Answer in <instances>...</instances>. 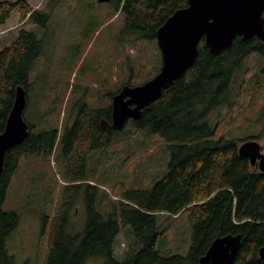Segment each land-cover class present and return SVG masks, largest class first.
Segmentation results:
<instances>
[{
	"label": "trees",
	"instance_id": "16d2710c",
	"mask_svg": "<svg viewBox=\"0 0 264 264\" xmlns=\"http://www.w3.org/2000/svg\"><path fill=\"white\" fill-rule=\"evenodd\" d=\"M108 4L113 14L123 13V31L137 34L139 40L154 41L159 27L173 12L186 7L187 0H110ZM13 14L43 32L49 20V14L32 9L25 0L0 1V27ZM43 37L22 29L9 46L0 49V134L16 88L23 87L27 103L30 100L29 75L43 51ZM200 45L193 66L164 90L158 101L144 108L138 120L126 125L158 135L171 144L168 173L150 190L124 192L121 201L104 202L106 197L102 195L99 209L95 206L98 188L88 184L87 221L78 234L70 231L69 198L84 186L87 156L125 135L126 126L120 131L103 129L100 121H111L110 106L95 109L79 102L75 110L86 115L83 119L75 117L73 124L65 128L63 138L45 118L41 119L39 132L24 119L28 135L6 152L0 176V264H16L6 252L5 241L18 225V214L1 209L12 175L22 160L50 157L57 146L61 159L69 158L65 172L69 184L61 192L57 216L49 224L47 218L43 222V229L48 224L44 264H85L96 257L104 258V264H198L211 243L227 235L241 238L233 264H264L258 255L264 246V173L237 152L241 142L255 136L249 135L238 144L235 138L217 137L216 122L211 123L214 113L231 108L242 93L247 84L245 61L250 55L263 62L262 75L255 74L249 81L253 88L263 87L264 42L256 38L242 41L237 36L218 54H211L203 42ZM124 85L131 86L128 82ZM115 93L109 94L110 100ZM186 211L191 229L187 254L160 255L166 238L159 230L157 216L171 218ZM122 226L129 227L131 240L123 259L118 260L114 242Z\"/></svg>",
	"mask_w": 264,
	"mask_h": 264
},
{
	"label": "rangeland",
	"instance_id": "374dc122",
	"mask_svg": "<svg viewBox=\"0 0 264 264\" xmlns=\"http://www.w3.org/2000/svg\"><path fill=\"white\" fill-rule=\"evenodd\" d=\"M25 1L32 9L49 14L44 32L13 14L0 27V49L9 46L22 29L35 31L38 38L44 36L43 51L29 75L32 88L23 114L35 131H42L40 123L45 118L61 137L75 117L86 115L75 110L77 102L106 109L111 104L110 93L118 92L127 82L140 85L158 73L161 58L156 41L139 40L137 34L123 31L124 15L121 11L113 14L110 4L97 0ZM262 62L256 55L246 58L247 84L231 108L214 113L211 123L216 122L217 137L235 138L238 144L254 135L251 140L257 141L264 153V84L254 85L256 94L252 95L255 89L249 81L255 74L262 75ZM46 108L50 112H44ZM125 128V135L87 156L84 186L69 198L72 234L80 233L86 225L88 184L98 188L95 206L99 209L102 195L104 202L121 201L124 192L150 190L168 173L171 144L145 130ZM59 150L57 146L50 157L22 160L12 175L1 209L18 214V225L5 241L6 252L16 264H44L48 224L57 216L61 192L69 184L65 179L69 158L61 159ZM187 214L157 216L166 238L160 255L187 254L191 234ZM45 218L48 224L43 229ZM130 240L129 227L122 226L114 242L118 260L123 259ZM85 264H104V258H90Z\"/></svg>",
	"mask_w": 264,
	"mask_h": 264
},
{
	"label": "water",
	"instance_id": "95a60500",
	"mask_svg": "<svg viewBox=\"0 0 264 264\" xmlns=\"http://www.w3.org/2000/svg\"><path fill=\"white\" fill-rule=\"evenodd\" d=\"M108 3L110 0H97ZM257 38L264 42V0H187L156 31L161 67L156 75L137 86L124 85L111 100V124L102 119L103 128L120 131L141 112L158 101L164 90L173 85L195 63L200 44L211 54L229 48L234 39ZM27 105L26 91L15 90L12 108L0 134V176L6 152L20 145L28 135L23 114ZM238 155L264 173V153L255 140H246L237 147ZM240 236L227 235L215 239L198 264H233L240 249ZM264 259V246L258 251Z\"/></svg>",
	"mask_w": 264,
	"mask_h": 264
},
{
	"label": "flooded vegetation",
	"instance_id": "af4514ba",
	"mask_svg": "<svg viewBox=\"0 0 264 264\" xmlns=\"http://www.w3.org/2000/svg\"><path fill=\"white\" fill-rule=\"evenodd\" d=\"M241 38V37H240ZM257 39V38H256ZM250 40V39H249ZM242 41H244V40H242ZM113 97V96H112ZM112 97H111V100H112ZM110 108H111V105H110ZM111 110V109H110ZM109 124H111V121H110V119L107 121ZM72 125V124H71ZM102 127V126H101ZM103 128V127H102ZM103 129H109V128H107V127H105V128H103ZM109 130H111V129H109ZM65 136V130H64V132H63V134H62V138Z\"/></svg>",
	"mask_w": 264,
	"mask_h": 264
}]
</instances>
